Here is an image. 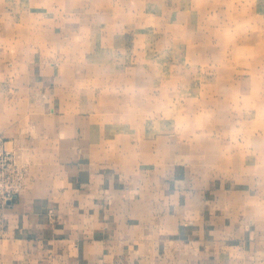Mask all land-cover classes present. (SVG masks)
<instances>
[{"label": "crops", "instance_id": "0c3cea01", "mask_svg": "<svg viewBox=\"0 0 264 264\" xmlns=\"http://www.w3.org/2000/svg\"><path fill=\"white\" fill-rule=\"evenodd\" d=\"M60 4L0 0V129L28 170L0 211V264H264L262 241L170 146L137 147L131 163L106 154L98 66L68 58L81 33L49 32L54 18L83 29Z\"/></svg>", "mask_w": 264, "mask_h": 264}, {"label": "rangeland", "instance_id": "374dc122", "mask_svg": "<svg viewBox=\"0 0 264 264\" xmlns=\"http://www.w3.org/2000/svg\"><path fill=\"white\" fill-rule=\"evenodd\" d=\"M58 10L82 16L81 30L54 18L49 32L81 33L68 58L98 66L92 114L111 129L106 154L131 163L137 147L170 146L264 248V0H61Z\"/></svg>", "mask_w": 264, "mask_h": 264}, {"label": "built area", "instance_id": "2783aa9c", "mask_svg": "<svg viewBox=\"0 0 264 264\" xmlns=\"http://www.w3.org/2000/svg\"><path fill=\"white\" fill-rule=\"evenodd\" d=\"M17 157L0 129V211L11 205L25 186L27 164Z\"/></svg>", "mask_w": 264, "mask_h": 264}]
</instances>
